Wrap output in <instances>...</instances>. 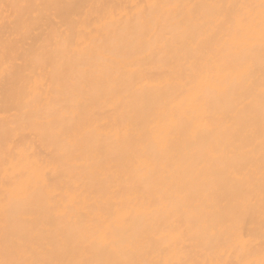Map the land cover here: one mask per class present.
<instances>
[{"label":"bare ground","instance_id":"bare-ground-1","mask_svg":"<svg viewBox=\"0 0 264 264\" xmlns=\"http://www.w3.org/2000/svg\"><path fill=\"white\" fill-rule=\"evenodd\" d=\"M259 2L0 0V259L236 264L233 223L258 241L264 211L260 53L241 79L208 6Z\"/></svg>","mask_w":264,"mask_h":264},{"label":"snow or ice","instance_id":"snow-or-ice-1","mask_svg":"<svg viewBox=\"0 0 264 264\" xmlns=\"http://www.w3.org/2000/svg\"><path fill=\"white\" fill-rule=\"evenodd\" d=\"M20 7H31L34 10L44 9L47 7L43 4L37 5H21ZM141 10L145 8H155L157 5H140ZM160 7H163L162 5ZM168 7H179L178 5H169ZM196 7V6H193ZM213 10V15L219 16L218 29L221 31L220 49L235 50L234 56L226 57L229 62H235L238 75L241 79L251 82V77L256 71V63L254 54L259 49L261 72L260 84V110L261 119L264 122V0H260L259 4H235V5H209ZM217 9L221 11L216 12ZM225 9H227L225 11ZM243 10V11H242ZM40 13L37 12V15ZM258 17V27H257ZM58 27V26H57ZM9 45L5 43V52L7 54ZM38 59V57L36 58ZM40 78L35 81L31 77H25L20 84V94L28 98L29 102H35L39 97ZM123 135L125 138L129 135V130L124 129ZM166 148V145H162ZM261 158H262V174H264V138L261 143ZM264 199V197H262ZM11 211V208L5 209L6 215ZM233 251L240 255V259L236 264H264V211L260 222L259 240H255L252 232L244 234L238 232L236 222L233 223V235L231 237ZM111 241L105 239L104 247L107 248ZM18 253L15 247L6 246L5 257L0 259V264H51V262L26 260L14 258ZM22 254V253H21ZM13 257V258H10ZM60 264V262H56ZM68 264H88V262H68ZM103 264V262H101ZM111 264V262H110ZM135 264V262H133ZM171 264H201L196 260H181L174 261ZM203 264H208L204 261ZM218 264V262H216Z\"/></svg>","mask_w":264,"mask_h":264}]
</instances>
